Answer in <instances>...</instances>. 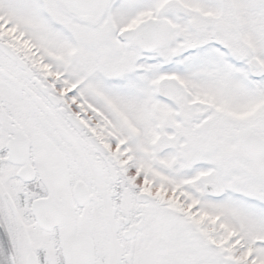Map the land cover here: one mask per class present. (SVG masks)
Here are the masks:
<instances>
[{"label": "snow or ice", "instance_id": "snow-or-ice-1", "mask_svg": "<svg viewBox=\"0 0 264 264\" xmlns=\"http://www.w3.org/2000/svg\"><path fill=\"white\" fill-rule=\"evenodd\" d=\"M0 264H264V0H0Z\"/></svg>", "mask_w": 264, "mask_h": 264}]
</instances>
